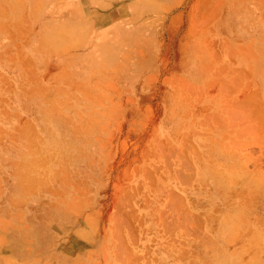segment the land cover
I'll list each match as a JSON object with an SVG mask.
<instances>
[{
  "label": "rangeland",
  "instance_id": "1",
  "mask_svg": "<svg viewBox=\"0 0 264 264\" xmlns=\"http://www.w3.org/2000/svg\"><path fill=\"white\" fill-rule=\"evenodd\" d=\"M0 264H264V0H0Z\"/></svg>",
  "mask_w": 264,
  "mask_h": 264
},
{
  "label": "bare ground",
  "instance_id": "2",
  "mask_svg": "<svg viewBox=\"0 0 264 264\" xmlns=\"http://www.w3.org/2000/svg\"><path fill=\"white\" fill-rule=\"evenodd\" d=\"M103 36H104V34H103Z\"/></svg>",
  "mask_w": 264,
  "mask_h": 264
}]
</instances>
